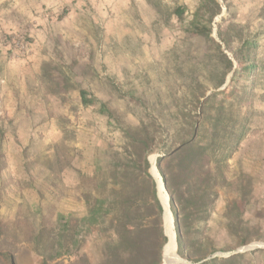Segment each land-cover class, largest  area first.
Returning a JSON list of instances; mask_svg holds the SVG:
<instances>
[{"label":"rangeland","instance_id":"rangeland-1","mask_svg":"<svg viewBox=\"0 0 264 264\" xmlns=\"http://www.w3.org/2000/svg\"><path fill=\"white\" fill-rule=\"evenodd\" d=\"M58 1L36 17L46 22L23 24L0 39V264H107L109 217L96 226L82 222L98 196L116 200V210L128 202L130 225L144 231L141 262L151 264L158 253L161 264L164 208L158 217L152 193L159 203L157 177L164 182L156 161L161 148L176 140L184 117L195 113L194 98L209 95L224 72L206 36L189 30L201 2L206 12L214 5ZM213 1L220 12L208 37L233 63L213 107L224 100L227 112L246 119L247 133L222 163L205 158L181 172L169 157L162 161L171 189L178 174L200 188L196 208L179 206L184 256L165 187L167 212L176 255L186 264H264V0ZM176 7L183 9L181 17L173 14ZM243 39L256 48L240 51ZM80 91L93 105H82ZM206 117L196 122L202 142L210 137ZM141 122L156 136L147 156L149 178L113 172L132 165L121 130L133 131ZM113 182L124 184L117 198Z\"/></svg>","mask_w":264,"mask_h":264},{"label":"trees","instance_id":"trees-1","mask_svg":"<svg viewBox=\"0 0 264 264\" xmlns=\"http://www.w3.org/2000/svg\"><path fill=\"white\" fill-rule=\"evenodd\" d=\"M214 5V9L211 12H206V3L203 1L197 7L193 14V19L190 22L189 30L193 34H204L207 40L210 42L212 47L217 51L220 62L224 68V72L221 74L220 78L213 84V91L205 96L202 101L194 98L195 101V113L193 115H188L182 120L181 129L176 132V140L172 141L171 145L161 148V157L156 161V166L161 174L162 180L165 184V187L169 193V209L173 216L174 228L176 235V243L178 254L184 256V253L187 251L185 245L182 242V233H181V221H180V210L179 206L183 205L186 202H190L192 207H197V202L201 201L200 197H196V194L200 191V188L195 185V183L187 175L178 174L177 175V184L174 189L170 188L169 179L166 174L161 169V163L165 158H170L171 162H177L180 166L181 172H191L192 168L200 163L201 161L208 159V162L217 161L222 163L228 160L231 155L237 149V146L243 141L247 133L246 119L233 116L231 112H227L224 109V100H219L216 107L215 101L217 97L223 95L224 92H217L223 83L225 76L231 72L233 68L232 61L221 51V46L216 43L213 39L208 37L211 27L210 24L213 18L219 14L220 8L217 3L213 0H209ZM183 9L176 7L173 11V14L176 17H181L183 15ZM200 20H205L203 23ZM221 34L218 32V37ZM221 41L228 45V41H224L221 38ZM240 51L242 49H255V41H246L242 40ZM237 62H241L236 55H234ZM249 70H254L256 65L252 59H247ZM233 73H236L234 71ZM85 91H80V101L83 106H91L95 100H90L87 98ZM230 96L234 95V92L229 93ZM241 100V99H240ZM212 105V106H211ZM100 112L104 113L105 106L100 104ZM214 111V114L211 113ZM207 113V119L210 122V137L206 142H202L198 138V125H196L197 118L201 115ZM124 139L126 140V145L124 147V152L129 156V160L132 165H120L114 169L113 172L119 173H128L136 174V176H146L148 169L147 156L153 152L154 146L156 144V136L151 134L148 130L147 124L141 122L139 128L135 130H121ZM222 133V135H220ZM135 169L137 171H135ZM193 172V171H192ZM113 193L115 198L120 193V190L124 189V184L118 182H113ZM186 196L189 199H186ZM152 199L154 205L158 211V217L161 214V207L158 201L155 198V194L152 193ZM117 208L116 200L110 201L108 198L97 197L95 202L89 206L88 214L85 218L82 219V222L89 226H96L98 224H104V221L109 217L111 235L110 240L106 244L107 250V264H143L141 262V255L143 254V229L134 224L130 225L129 213L126 210L127 201H121ZM204 206V205H203ZM202 206V207H203ZM186 208V207H185ZM184 210V207L183 209ZM203 220V218H199ZM166 242V238L162 237V242L160 246ZM190 251V247L188 248ZM237 257V256H236ZM205 255L202 254L198 257L196 261L203 260ZM10 262H12L11 257H9ZM231 260L225 259L222 260V264H227ZM216 259H211L210 261L204 262L202 264H217ZM151 264H159V254L156 253L154 261Z\"/></svg>","mask_w":264,"mask_h":264},{"label":"crops","instance_id":"crops-1","mask_svg":"<svg viewBox=\"0 0 264 264\" xmlns=\"http://www.w3.org/2000/svg\"><path fill=\"white\" fill-rule=\"evenodd\" d=\"M69 0H66L67 2ZM59 4L58 0H0V39L3 34L21 31V25L43 23L40 15L42 9ZM32 28V27H31ZM15 64V63H9ZM11 67H14L11 66Z\"/></svg>","mask_w":264,"mask_h":264},{"label":"bare ground","instance_id":"bare-ground-1","mask_svg":"<svg viewBox=\"0 0 264 264\" xmlns=\"http://www.w3.org/2000/svg\"><path fill=\"white\" fill-rule=\"evenodd\" d=\"M152 170L156 176L154 168ZM162 185L163 184L161 183V181L157 177V188H158L157 189V192H158L157 199L159 198L158 200H160V202L162 204L161 206H163L162 209L164 208V216H163L164 225H163V227H164V234L167 237V241H166V244H165L164 250H163L162 260H163V264H175V263L181 262V259L176 255L174 234L172 231L169 215L167 212V194L164 190L165 188Z\"/></svg>","mask_w":264,"mask_h":264},{"label":"water","instance_id":"water-1","mask_svg":"<svg viewBox=\"0 0 264 264\" xmlns=\"http://www.w3.org/2000/svg\"><path fill=\"white\" fill-rule=\"evenodd\" d=\"M163 184V187L165 188V184L164 183H162ZM161 205V204H160ZM168 207H169V205H168ZM161 208H162V206H161ZM163 210V209H162ZM163 235H164V233H163ZM164 237H165V235H164ZM166 238V237H165ZM249 247H247V248H242L241 250H239L238 252H242V251H244V250H246V249H248ZM215 256H213V257H211V258H214ZM161 264H163V260H162V263ZM175 264H186V262L185 261H183V260H181V262H178V263H175Z\"/></svg>","mask_w":264,"mask_h":264}]
</instances>
